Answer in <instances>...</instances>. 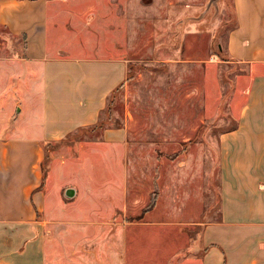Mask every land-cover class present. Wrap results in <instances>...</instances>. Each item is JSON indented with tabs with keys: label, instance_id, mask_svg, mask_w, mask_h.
<instances>
[{
	"label": "crops",
	"instance_id": "0c3cea01",
	"mask_svg": "<svg viewBox=\"0 0 264 264\" xmlns=\"http://www.w3.org/2000/svg\"><path fill=\"white\" fill-rule=\"evenodd\" d=\"M232 2L235 25L225 55L246 67L230 98L239 92L243 99L235 110L230 106L235 125L218 137V217L203 223L200 253L179 264H264V0ZM48 21V0H0V25L15 38L13 52L0 56V264H127L125 171L121 200L106 216L90 217V201L103 198L90 186L70 207L51 195L65 154L110 143L128 158L124 126L105 128L98 141H65L98 121L127 78L128 60L71 56L59 38L49 40L55 29L48 30ZM69 187L72 198L64 194ZM78 193L67 186L62 197ZM96 227L111 229L97 234Z\"/></svg>",
	"mask_w": 264,
	"mask_h": 264
},
{
	"label": "rangeland",
	"instance_id": "374dc122",
	"mask_svg": "<svg viewBox=\"0 0 264 264\" xmlns=\"http://www.w3.org/2000/svg\"><path fill=\"white\" fill-rule=\"evenodd\" d=\"M48 1L51 42L59 38L71 56L128 60L127 78L100 117L107 128L126 127L128 158L110 143L65 154L51 198L70 207L90 186L103 196L90 201V217L106 216L121 200L125 171L127 264H179L200 253L202 225L219 214L218 137L235 125L230 106L235 110L243 99L239 92L230 98L236 74L246 67L225 55L235 25L233 0ZM14 39L0 25V56L13 52ZM72 185L79 193L66 200L62 192Z\"/></svg>",
	"mask_w": 264,
	"mask_h": 264
},
{
	"label": "trees",
	"instance_id": "16d2710c",
	"mask_svg": "<svg viewBox=\"0 0 264 264\" xmlns=\"http://www.w3.org/2000/svg\"><path fill=\"white\" fill-rule=\"evenodd\" d=\"M106 111H107V109H106V106H105V108L103 109L102 112L106 113ZM102 112H101V114H102ZM100 117H101V115H100ZM100 117H99L98 121L94 125H91V126H88V127L78 128L75 132H73L71 134H68L66 139H65V141H67V142L78 141V140H80V137H79L80 134L81 135L82 134H91V133H94L96 131H102L105 128H107L106 120L104 118H100Z\"/></svg>",
	"mask_w": 264,
	"mask_h": 264
},
{
	"label": "water",
	"instance_id": "95a60500",
	"mask_svg": "<svg viewBox=\"0 0 264 264\" xmlns=\"http://www.w3.org/2000/svg\"><path fill=\"white\" fill-rule=\"evenodd\" d=\"M64 194H65V197H67V198H71V197H73L74 196V194H75V190L73 189V188H67L66 190H65V192H64Z\"/></svg>",
	"mask_w": 264,
	"mask_h": 264
}]
</instances>
